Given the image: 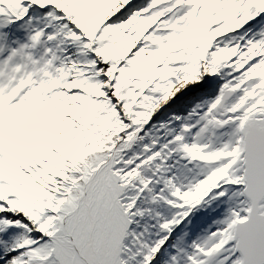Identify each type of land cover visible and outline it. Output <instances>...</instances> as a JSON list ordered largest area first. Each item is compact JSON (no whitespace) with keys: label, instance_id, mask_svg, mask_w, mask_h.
<instances>
[{"label":"snow or ice","instance_id":"6c2138e0","mask_svg":"<svg viewBox=\"0 0 264 264\" xmlns=\"http://www.w3.org/2000/svg\"><path fill=\"white\" fill-rule=\"evenodd\" d=\"M0 264H264V0H0Z\"/></svg>","mask_w":264,"mask_h":264}]
</instances>
